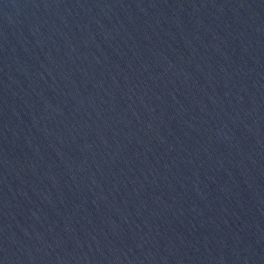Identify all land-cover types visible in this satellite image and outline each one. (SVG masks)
<instances>
[{"label": "water", "instance_id": "95a60500", "mask_svg": "<svg viewBox=\"0 0 264 264\" xmlns=\"http://www.w3.org/2000/svg\"><path fill=\"white\" fill-rule=\"evenodd\" d=\"M0 264H264V0H0Z\"/></svg>", "mask_w": 264, "mask_h": 264}]
</instances>
